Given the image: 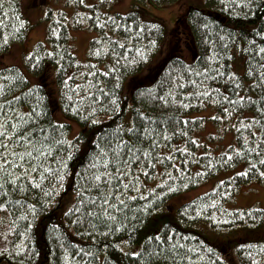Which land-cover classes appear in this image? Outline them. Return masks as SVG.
Here are the masks:
<instances>
[{
	"label": "trees",
	"instance_id": "1",
	"mask_svg": "<svg viewBox=\"0 0 264 264\" xmlns=\"http://www.w3.org/2000/svg\"><path fill=\"white\" fill-rule=\"evenodd\" d=\"M150 1L164 6L179 0ZM97 7L81 20L96 34L85 62L72 51L69 19L50 11L46 40L23 55L24 70L0 66V104L26 113L38 101V119L29 125L59 141L45 163L52 171L44 179L31 173L39 188L24 181L22 193L17 188L0 197L7 205L0 209V264H229L194 228H264V209L226 207L243 185H264V0L190 6L183 19L194 42L191 60L178 52L164 55L166 35L153 20L135 11L103 14ZM29 28L22 0H0V59L24 42ZM208 110L213 119L201 115ZM140 112L167 139L147 172L133 167L122 177L134 180L139 192L130 191L136 199L118 204L120 211L109 209L113 219L92 207L97 190H88L89 178L104 170L103 157H94L126 136L121 129L139 125ZM209 121L231 132L230 147L217 151L213 141L200 140ZM72 123L79 127L74 138ZM234 170L233 177L171 210L174 199ZM235 255L239 264H264V240L237 244Z\"/></svg>",
	"mask_w": 264,
	"mask_h": 264
},
{
	"label": "rangeland",
	"instance_id": "2",
	"mask_svg": "<svg viewBox=\"0 0 264 264\" xmlns=\"http://www.w3.org/2000/svg\"><path fill=\"white\" fill-rule=\"evenodd\" d=\"M31 1L22 0V13L26 21L30 23V30L26 39L23 43L10 46V52L5 53L3 58L0 59V66H17L24 70L23 55L25 53L29 54L39 42L46 40L49 27L46 17L50 11L53 12L54 16L64 12L69 19L72 51L80 62H85L88 57L90 41L96 37V34L94 30L90 29L88 21L83 20L82 23L81 20L83 16L91 15L89 8H92V6H98V10L102 11L103 14H126L135 11L139 13L142 19L153 20L163 27L166 35L164 55L178 52L181 53L182 57L191 60L194 54V42L191 41V34H189V29L183 18L190 6L201 5L204 0H179L174 4L164 6H154L150 0H83L81 6H75L74 0H43L44 3L38 2L36 7L29 6ZM21 28L23 27L21 26ZM91 28L93 27L91 26ZM160 59L161 57H158L155 64L160 62ZM34 83L35 80H32V84ZM201 115L213 119L215 114L212 110H208ZM55 117L58 121L64 119L60 112H57ZM71 126L70 138H74L79 133V127L75 123H72ZM198 136L202 141L208 139L213 141L212 146H216L217 151L230 147L233 140L231 132L218 130L212 121L204 126ZM241 169L244 170V168L238 170ZM235 173L236 170L219 174L217 178L200 184L187 194L174 199L170 204L171 210L175 211L183 202L195 199L214 189L217 186L216 184L233 177ZM226 207L234 210L264 209V185L258 182L243 185L235 195L234 200L228 203ZM194 229L204 235L213 246L222 250L224 255L228 256L229 264H239L235 258L237 244L264 240V228L261 230H256V228L244 229L242 227L213 229L207 223H199Z\"/></svg>",
	"mask_w": 264,
	"mask_h": 264
},
{
	"label": "snow or ice",
	"instance_id": "3",
	"mask_svg": "<svg viewBox=\"0 0 264 264\" xmlns=\"http://www.w3.org/2000/svg\"><path fill=\"white\" fill-rule=\"evenodd\" d=\"M28 55L31 56L32 53ZM206 71H213V69L209 67ZM195 74L201 75L199 72ZM222 75L224 73L217 72V76ZM179 79L183 80V77ZM189 83L195 85L196 81L189 80ZM177 87L182 88L183 84H178ZM173 94L170 93V95ZM13 99L18 100L19 98L14 97ZM238 99L243 101L245 97L238 95ZM161 100L167 103L164 97H161ZM37 108L38 101L33 105L32 111L26 113H20L10 105L5 109V105L0 104V189H3L0 192V197L7 195L9 190L15 191L17 188L22 193L23 187L26 186L24 181H30L33 187L39 188L41 185L31 173H37L40 179H44V173L52 171L50 167H45V163L47 157L52 155V145L59 144V141H52L42 127L33 128L29 125V120L38 119ZM9 112L12 115H9ZM139 117V125L133 122L126 129H121L126 133V136L117 137L115 147L101 148L99 155L94 157L97 160L101 156L103 157L104 170L98 169L97 173L89 178L91 188L88 190H97V195L92 198V207L93 209L98 208L101 213L109 215L113 219L109 209L120 211L117 207L118 204L125 206V199H136L135 196L129 195V192H139V189L135 188L134 180L125 183L122 177L130 175L133 167L137 168V172H147L148 166H154L153 161L158 158L155 153L161 141L167 139V137L161 136L160 130L151 129L153 123L151 117H145L144 112H140ZM145 141L148 142V148L143 146ZM109 153H111L110 159ZM261 163L264 164V161ZM261 175L264 176V172H261ZM15 203L21 204L22 201L16 200ZM6 206V204H0V209H4ZM29 207L34 208L32 205ZM90 214L96 215L97 213L93 210L90 211Z\"/></svg>",
	"mask_w": 264,
	"mask_h": 264
}]
</instances>
